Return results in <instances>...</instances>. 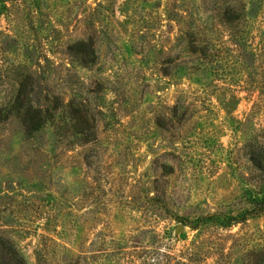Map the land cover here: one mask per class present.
I'll use <instances>...</instances> for the list:
<instances>
[{
  "label": "rangeland",
  "instance_id": "rangeland-1",
  "mask_svg": "<svg viewBox=\"0 0 264 264\" xmlns=\"http://www.w3.org/2000/svg\"><path fill=\"white\" fill-rule=\"evenodd\" d=\"M20 92L28 115L0 116V259L248 264L264 249V214L189 225L260 182L264 0H0V109Z\"/></svg>",
  "mask_w": 264,
  "mask_h": 264
},
{
  "label": "trees",
  "instance_id": "trees-1",
  "mask_svg": "<svg viewBox=\"0 0 264 264\" xmlns=\"http://www.w3.org/2000/svg\"><path fill=\"white\" fill-rule=\"evenodd\" d=\"M24 108L22 92H20L14 101L7 103L0 109V116H4L8 119L9 117H12V115H18L19 117L23 115V118H25L28 114L26 113L27 110H25L23 114ZM25 129L26 131L31 132L35 129L34 124L25 125ZM253 148L254 149L251 150V162L254 168L260 173V182L255 188H250L245 191L244 198L247 206L236 211L223 210L201 216L194 222H189V225L193 230H200L202 228L213 226L228 229L244 223L250 218L264 214V143ZM2 246L3 244H0V247ZM4 248L5 249L3 250L6 252H4L3 259H0V264H28L26 260L21 258L18 252L13 249L12 245H10V247L5 246ZM249 256L248 264H264V249L252 251L249 253Z\"/></svg>",
  "mask_w": 264,
  "mask_h": 264
},
{
  "label": "water",
  "instance_id": "water-1",
  "mask_svg": "<svg viewBox=\"0 0 264 264\" xmlns=\"http://www.w3.org/2000/svg\"><path fill=\"white\" fill-rule=\"evenodd\" d=\"M185 227L183 225L180 224L179 228L177 229V232H179L180 230H183Z\"/></svg>",
  "mask_w": 264,
  "mask_h": 264
}]
</instances>
